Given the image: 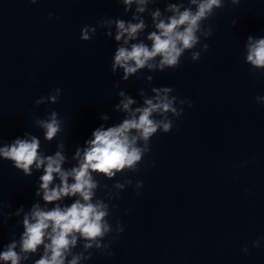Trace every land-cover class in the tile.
<instances>
[{
    "label": "clouds",
    "instance_id": "clouds-1",
    "mask_svg": "<svg viewBox=\"0 0 264 264\" xmlns=\"http://www.w3.org/2000/svg\"><path fill=\"white\" fill-rule=\"evenodd\" d=\"M36 4L38 0H30ZM124 5V13H134L130 20L121 18H102L95 26L85 25L81 29L80 39L89 41L98 28L106 29L105 35L113 37L117 42L111 71L115 75L122 70L121 81H128L131 77L140 79L142 70L149 72H163L180 66L185 53L191 54L192 61H198L202 52L209 48L202 42L213 35V27L206 24L216 14V9L224 8L223 0H177L168 2L163 12L160 8L151 11V21L154 30L149 31L144 39L143 33L148 27L140 14L148 11L149 4H156L158 0H116ZM238 5L240 0H231ZM165 13H168L167 15ZM50 20L53 18L49 13ZM58 19V17H57ZM236 21H233L235 25ZM113 29L115 31L113 32ZM146 41H150L146 43ZM200 46V50L197 49ZM245 63L251 69L264 71V37L248 35L245 43ZM152 82L151 75L144 77ZM119 85L117 84L116 87ZM153 95L145 96L142 106L133 108L136 101L123 90L118 92L122 97L116 109L123 110L127 117L118 125L95 129L92 139L86 140L83 150L77 148L73 159L77 165L65 169L63 165L66 157L62 151L54 155H45L40 151L41 141L34 135L25 134L24 138H16L12 143L0 147V157L11 161L16 169L23 170L26 176L36 170L43 169L39 177L40 183L36 196H41L46 204L61 201L66 197H75L70 205L61 206L55 203L50 209L33 204L30 211L25 213L22 220L23 231L19 240L13 239L3 251H0V261L5 264H21V261L31 259L32 254L41 252L33 264H81L91 258L92 251L107 252L110 242L105 239L111 235L114 241L124 231L122 223L117 220L113 235L110 223L111 211L115 205L110 201L115 194L106 198H98L97 190L101 188L99 181L93 174H102L107 179H113L125 170L135 173L137 166L144 156L151 151V139L158 132L167 134L172 131L174 119L183 114V105L192 104L186 99H179L172 95V87H151ZM61 95V89L56 88L48 99L56 103ZM41 97L36 104L43 103ZM257 103L264 101V96L256 97ZM172 117V118H170ZM107 120V115L101 117ZM36 124L44 130V137L52 141L62 131V121L58 113L52 111L49 119H38ZM58 147L63 149V143ZM59 180L58 183L55 181ZM71 180V182H70ZM132 180L124 183L116 182L113 187L123 190L131 185ZM143 187V181L135 184V189ZM108 186L104 185V189ZM139 195V191H137ZM23 211V205L17 215ZM83 241L81 250L76 252L78 242ZM253 247H259L260 241H253ZM19 249V250H17ZM42 249V251H41ZM243 251L248 252L247 246Z\"/></svg>",
    "mask_w": 264,
    "mask_h": 264
}]
</instances>
